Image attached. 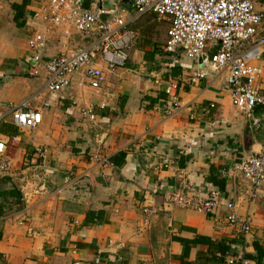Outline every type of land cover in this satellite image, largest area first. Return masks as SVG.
Wrapping results in <instances>:
<instances>
[{"label":"crops","instance_id":"crops-1","mask_svg":"<svg viewBox=\"0 0 264 264\" xmlns=\"http://www.w3.org/2000/svg\"><path fill=\"white\" fill-rule=\"evenodd\" d=\"M14 1L21 0H0V112H5L0 124H13L8 102L31 97L45 82L43 70L29 74L28 26L23 23L24 38L6 31L23 27L12 20ZM114 1L126 7L127 25L136 19L131 0H90L86 7L101 3L109 9ZM252 1L263 14V33L264 0ZM28 5L29 0L24 15ZM147 15L152 14L137 18ZM156 18L164 22L167 37L169 22ZM60 36L53 38L50 52L74 49L97 34L85 38L72 30ZM136 39L130 40L125 63L105 71L98 93L80 85L82 73L76 72L52 105L41 108V121L31 132L0 133L11 160L9 173L0 177V264H186L179 257L185 243L176 236L193 241L198 235L212 243L193 244L184 257L188 264H258L254 242L264 246V183L253 189L236 162L264 152V109L240 112L231 102L225 70H208L190 83L188 73L203 68L196 67L197 59L184 60L180 52L171 58L155 43ZM252 63L263 70L264 88V50ZM174 65L181 66L176 74L181 108L168 116L165 92L154 80ZM86 104H93L96 121L81 117L79 108ZM31 105L39 107L40 101ZM36 146L46 149L44 159L37 157ZM98 149L114 166L85 175L87 156ZM210 167L224 179L214 213L164 203L169 186L190 183L202 194L217 186L205 179ZM227 201L238 216L250 219L248 233L225 219Z\"/></svg>","mask_w":264,"mask_h":264},{"label":"built area","instance_id":"built-area-1","mask_svg":"<svg viewBox=\"0 0 264 264\" xmlns=\"http://www.w3.org/2000/svg\"><path fill=\"white\" fill-rule=\"evenodd\" d=\"M83 1L29 0L28 12L24 16V24L30 31L26 39L27 56L35 62L29 74L37 76L43 70L45 82L43 88L31 97L8 102L12 123L17 128H34L41 121V108L52 105L58 97V90L71 83L74 73L81 71L83 78L78 83L98 93L106 81L105 71L125 63L133 36V31L127 27L126 7L118 1H114L109 9L103 8L101 3L99 6L93 3L90 7H84ZM131 3L136 18L152 14L169 22L163 50L170 57L173 52H180L196 60L207 52L212 42L217 45L216 50L208 56L206 67L194 68L188 73L190 83L206 77L208 70H225L232 104L246 114L256 107L264 109V88L259 84L263 70L252 63L264 50V32L260 31L263 14L256 9L254 1L131 0ZM72 30L85 38L93 34H97V37L71 50L49 51L54 37L68 36ZM154 81L161 84L165 92V113L171 116L178 112L181 108L178 76L158 73ZM34 99L40 101L39 107L31 105ZM212 106L213 103L210 104ZM79 110L86 122L96 121L93 104L80 106ZM4 115L5 112L1 111L0 121ZM190 117L193 118V114ZM140 147L146 153L149 151L144 142L140 143ZM4 150L2 140L0 177L11 169V160ZM35 153L38 158L44 159L46 149L36 146ZM87 161L85 175L94 169L102 171L114 166L109 154L102 149L89 153ZM236 167L250 181L253 189L264 183V152L238 159ZM60 189L62 187L56 190ZM221 195L222 191L217 186L202 194L186 183L181 187L166 188L163 200L166 205L186 207L210 215L214 213ZM233 207L231 201L226 202L225 219L238 225L241 232L248 233L251 229L250 219L238 216ZM143 211L146 213L149 210L144 207ZM71 251L76 252L77 248L74 246ZM240 262L246 263L245 260Z\"/></svg>","mask_w":264,"mask_h":264},{"label":"trees","instance_id":"trees-1","mask_svg":"<svg viewBox=\"0 0 264 264\" xmlns=\"http://www.w3.org/2000/svg\"><path fill=\"white\" fill-rule=\"evenodd\" d=\"M90 0H87L86 3H84V7H86ZM28 0H21L20 2H12L11 3V7L13 8V15H12V20L14 22L15 25L18 26H22V24L24 23V9H25V5L27 4ZM135 19V18H134ZM133 19V20H134ZM138 19V18H136ZM135 19V20H136ZM128 26V25H127ZM129 28V26H128ZM131 29V28H130ZM210 50L209 51V56H211V54L216 50L217 45L213 44L212 46H210ZM181 66L180 65H174L171 68L170 74L176 76V74L178 73V71H180ZM6 133V134H13V133H18V130L16 128V126L14 124H11L10 122H2L0 124V133ZM118 156H122V153L118 154ZM182 159H186V156L183 157ZM116 161H119V159L117 158ZM206 180L216 184L219 189H222L224 186V179H222V177H219L217 175V173L215 172V169L213 167H210V171L209 174L207 175V177L205 178ZM89 212H87L88 214ZM86 214V215H87ZM176 238L178 240H180L181 242L185 243V248H184V252L179 256L180 260L183 262H185L186 264H188L185 260L184 257L188 256V252L190 250V247L193 244H197V243H201V242H206L208 244H211L212 241L204 236L198 235L197 237H195V239L193 241H188L180 236H176ZM218 248L220 249V251H225L226 246H218ZM254 248H255V252H256V262L258 264H264V246L259 244L258 242H254Z\"/></svg>","mask_w":264,"mask_h":264},{"label":"rangeland","instance_id":"rangeland-1","mask_svg":"<svg viewBox=\"0 0 264 264\" xmlns=\"http://www.w3.org/2000/svg\"><path fill=\"white\" fill-rule=\"evenodd\" d=\"M163 23L164 22H162L161 19H157L155 16H152V15H147L142 18L132 20L131 22H129L128 26H129V29L131 28L133 30L132 38H135V39L137 38L136 41L141 40L143 43L148 44V45L155 43V46L159 48L160 53H164L162 49V45L164 44L166 36L164 34L165 27L164 25H162ZM22 25L23 27H18L19 30L17 28L18 31L16 33L12 32L11 30H6V31L13 33L17 37L24 38L26 35V30H25L24 24ZM51 43H50V46H51ZM129 50L130 48H128V51ZM175 53L176 52H173L172 54H175ZM182 58L187 61L195 62L194 59H189L185 55ZM165 59L170 60V57L168 56V58L166 57ZM197 60L199 61V63L198 61H196V64L198 65L196 67H201L202 64L200 63V59L197 58ZM17 130L20 133L31 132V129H28V128H17Z\"/></svg>","mask_w":264,"mask_h":264},{"label":"water","instance_id":"water-1","mask_svg":"<svg viewBox=\"0 0 264 264\" xmlns=\"http://www.w3.org/2000/svg\"><path fill=\"white\" fill-rule=\"evenodd\" d=\"M198 58L200 59V63L202 64V67H203V68L206 67V62H207V59H208V55L205 54V53H203V54H201ZM26 60H27L31 65H33V64L35 63V62L33 61V59L30 58V56H27ZM100 137H102L101 134L99 135L97 141H100Z\"/></svg>","mask_w":264,"mask_h":264}]
</instances>
